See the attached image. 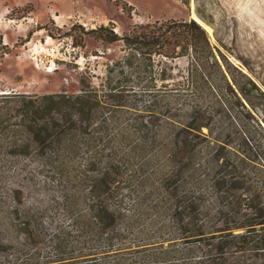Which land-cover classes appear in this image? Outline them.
<instances>
[{
  "label": "rangeland",
  "instance_id": "374dc122",
  "mask_svg": "<svg viewBox=\"0 0 264 264\" xmlns=\"http://www.w3.org/2000/svg\"><path fill=\"white\" fill-rule=\"evenodd\" d=\"M196 8L211 24V44L218 45L215 31L228 50L260 68L264 62V0H0V94H74L89 86L102 95L108 81L120 83L126 89L125 103L105 112L109 128L161 136L142 154L146 164L137 174L144 176L137 192L143 198L138 210L125 185L122 210L102 237L77 240L68 229V219L57 214L54 224H45L40 243L29 241L33 244L29 250L5 249L0 252V264L7 261L6 252L22 254L19 263L29 257L27 250L38 257V263L54 257L50 237L59 230L69 234L63 253L68 256L62 264H264V227L256 225L248 232L252 216L244 206H237V194L225 193L213 183L216 156L221 164L233 151H221L209 142L205 127L201 133L208 139L192 135V142L178 155L181 163H172L185 171L168 181V191L162 189L159 174L170 167L163 138L179 131L192 107L184 90L175 86L188 59L152 54L149 62L135 50H158L149 30L140 27L156 21L189 20ZM161 68L171 77L162 80ZM124 152L120 146L108 145V156L116 155L118 162L113 163L122 173L133 174L136 161H126ZM83 157L81 153L75 166L85 173ZM12 161L11 168L5 169L8 174L0 179V213L10 205V190L26 184L12 174L22 165L33 166L29 158ZM36 181L43 185L46 179L38 176ZM253 184L260 188V182ZM23 194L25 200L30 199L27 189ZM107 234L111 244L108 252L101 253L106 248L101 238ZM14 237L15 244H24L21 236ZM23 250L24 254L19 253Z\"/></svg>",
  "mask_w": 264,
  "mask_h": 264
},
{
  "label": "trees",
  "instance_id": "16d2710c",
  "mask_svg": "<svg viewBox=\"0 0 264 264\" xmlns=\"http://www.w3.org/2000/svg\"><path fill=\"white\" fill-rule=\"evenodd\" d=\"M195 14L211 26L198 8ZM140 29L149 30L148 35L158 48L135 50L149 62L152 54L165 59L175 55L188 59V67L175 86L184 90L192 107L187 122L179 131L163 138L169 149L170 163V167L159 174L163 191H168V181L172 177L181 176L185 171L176 165L181 163L178 155L192 142V135L208 139L201 133L205 127L209 142L221 151H233L221 164L216 156L214 185L217 189H224L225 193L237 194V206H244L246 213L252 216L248 224L252 228L248 232L254 231L256 225L263 228L264 62L257 70L249 60L228 50L215 31V40L224 50L211 44L207 31L193 19L156 21ZM196 41H201L202 46ZM177 47L180 50H176ZM159 76L165 80L171 74L161 68ZM88 87L74 94H0V179L8 174L13 159L29 158L33 163L30 168L28 165L17 167V172L12 174L14 178L25 180L26 184H18L10 190V205L0 213L1 253L5 249L17 252L21 247L29 250L33 246L29 241L34 245L40 243L45 224H54L57 214L68 219V229L76 234L77 240L86 236H90V240L92 236L102 237L109 227L115 225L122 210L125 185L129 188L128 198L134 197L135 210L140 208L143 198L137 192L144 176L140 174L138 177L137 174L146 164L142 154L161 136L149 131L127 134L110 129L105 112L124 105L125 86L108 81V85L103 86L102 95ZM144 112L149 111L145 109ZM108 145L120 146L127 151L123 158L136 161V172L122 173L116 164V155L108 156ZM81 153L87 166L85 173L77 171L75 166ZM173 162L177 164L172 165ZM38 176L46 179L43 185L37 184ZM253 181L260 182V188L255 187ZM132 185L134 191H130ZM25 189L30 196L28 200L23 198ZM59 231L61 234L54 233L50 237L54 257L47 256L44 262L38 263V257L27 250L29 257L25 262H31L19 263L22 254L9 255L6 252L4 264H52L67 260L68 255L63 253L68 248L65 243L68 239H65L69 234ZM14 235L21 236L24 244H15ZM101 239L103 244L106 241V248L101 253H106L111 238L107 234Z\"/></svg>",
  "mask_w": 264,
  "mask_h": 264
},
{
  "label": "bare ground",
  "instance_id": "6f19581e",
  "mask_svg": "<svg viewBox=\"0 0 264 264\" xmlns=\"http://www.w3.org/2000/svg\"><path fill=\"white\" fill-rule=\"evenodd\" d=\"M191 18L193 19V20H195L197 23H199L206 31H207V33H211V28L208 26V25H206L205 23H203L198 17H197V15L195 14V13H192V15H191Z\"/></svg>",
  "mask_w": 264,
  "mask_h": 264
},
{
  "label": "water",
  "instance_id": "95a60500",
  "mask_svg": "<svg viewBox=\"0 0 264 264\" xmlns=\"http://www.w3.org/2000/svg\"><path fill=\"white\" fill-rule=\"evenodd\" d=\"M192 19V18H191Z\"/></svg>",
  "mask_w": 264,
  "mask_h": 264
}]
</instances>
